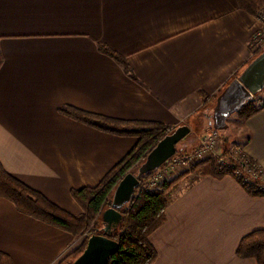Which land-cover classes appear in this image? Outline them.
<instances>
[{"label":"crops","instance_id":"0c3cea01","mask_svg":"<svg viewBox=\"0 0 264 264\" xmlns=\"http://www.w3.org/2000/svg\"><path fill=\"white\" fill-rule=\"evenodd\" d=\"M262 28L261 17L236 0H0L1 167L81 214L70 190L97 185L136 138L101 132L59 109L173 130L199 110L205 131L208 112L196 95H218L242 72ZM100 43L125 57L136 80ZM240 122L245 141L228 138L223 147L242 148L264 171V109ZM168 199L164 223L148 237L153 264H257L235 252L245 235L264 229V198L248 196L231 176L192 171ZM82 240L0 197V252L12 264H59Z\"/></svg>","mask_w":264,"mask_h":264},{"label":"trees","instance_id":"16d2710c","mask_svg":"<svg viewBox=\"0 0 264 264\" xmlns=\"http://www.w3.org/2000/svg\"><path fill=\"white\" fill-rule=\"evenodd\" d=\"M237 6L242 11L252 16L261 17L264 14V0H236ZM250 42L249 48L254 59L263 49L254 48ZM98 50L103 52L123 67L124 72L131 79L136 80L132 74L125 57L111 50L106 44L100 43ZM3 59L0 52V67ZM217 95L208 96L198 93L196 98L201 110L210 111L214 105ZM264 109V102L252 99L247 102L239 114V118L246 119ZM59 112L78 121L88 127L95 128L101 132L121 137L136 138V143L116 165L109 170L104 178L95 186L83 187L80 190H70V195L81 208V214L73 215L61 209L56 204L31 188L29 189L19 179L7 173L0 165V197L13 204L15 209L30 218L39 220L45 224L57 227L74 238H82V243L59 264H72L80 255L87 244L89 236L102 235L101 213L111 205V198L117 183L129 172L133 173L142 165L145 157L152 149L174 130L168 126L156 122L124 121L112 119L105 116L86 113L80 109L61 107ZM209 114V112H208ZM206 118V117H205ZM208 121V119L206 118ZM223 137V144L230 135ZM224 146V145H223ZM236 148L242 149L238 146ZM233 147V148H235ZM231 148H222V155L227 158V165H219L212 158H206L189 166L186 172L179 176L162 182L152 192H146L142 185L150 179L154 172L143 174L139 178V186L130 198V202L123 206L119 213L122 221L118 228L112 232L110 238L119 245V250L111 257L108 264H153L157 258L156 250L149 241V235L157 230L165 221V210L170 202L168 191L189 172L199 173L201 176L210 175L215 179L231 176L241 186L248 196L264 198V171L258 163L249 158L245 153L233 159L234 153ZM188 151V150H187ZM187 151H177L179 153ZM191 151V150H189ZM245 161L247 169H243L242 162ZM256 172L253 177L251 172ZM241 173L238 175L237 173ZM236 256L241 259H255L257 264H264V229L257 230L245 235L236 246ZM0 264H12L9 256L0 252Z\"/></svg>","mask_w":264,"mask_h":264},{"label":"water","instance_id":"95a60500","mask_svg":"<svg viewBox=\"0 0 264 264\" xmlns=\"http://www.w3.org/2000/svg\"><path fill=\"white\" fill-rule=\"evenodd\" d=\"M264 89V50L242 70L216 96L211 113L204 114L208 119L205 130H217L225 133L228 130L227 119L239 114L241 108ZM190 134L187 125L178 126L166 135L145 157L135 174L127 173L115 187L111 205L101 213L102 235L88 237L83 253L72 264H108L119 250L118 243L110 236L122 221L119 210L130 202V198L139 186L143 174L154 172L176 153V145Z\"/></svg>","mask_w":264,"mask_h":264},{"label":"built area","instance_id":"2783aa9c","mask_svg":"<svg viewBox=\"0 0 264 264\" xmlns=\"http://www.w3.org/2000/svg\"><path fill=\"white\" fill-rule=\"evenodd\" d=\"M261 19L263 20V28L261 31L256 32L252 36V42L257 43V48H262L264 44V14L261 15ZM222 139V135L217 131H210L208 133L203 134L198 140V145L191 149V151L179 153V155H174L166 160V163L162 165L159 169L160 171H154L153 176L145 181L142 185V188L146 192H152L155 190L156 186L161 184L168 176V172H172L175 168L179 167H189L190 165L202 162L206 158H212L219 165H227V158L222 155V149L219 145ZM232 153H234L233 159L238 161L237 156H241L244 152L239 148H231ZM243 169H247V164L245 161L242 162ZM252 176L255 178L256 172L249 170ZM240 175L241 173H237Z\"/></svg>","mask_w":264,"mask_h":264},{"label":"rangeland","instance_id":"374dc122","mask_svg":"<svg viewBox=\"0 0 264 264\" xmlns=\"http://www.w3.org/2000/svg\"><path fill=\"white\" fill-rule=\"evenodd\" d=\"M253 45H254V48H257V46H258L257 43H254ZM260 49L264 50V44H263L262 48L260 47ZM255 99H257V100L259 99L261 102H264V89L261 92L256 94ZM207 112L211 113V111H207ZM202 113H203V111L196 110V111L190 113L188 119H185L184 123L186 125H188V127L190 128V134L184 139V140H186L185 142H183V141L178 142V144L175 147V149L177 151H179V150L180 151L189 150L192 147V145L195 143L196 139H197L196 135H198L199 133H201L203 131V128H202L203 126L199 125V123H198V121L200 120V118L202 116ZM241 120H242L241 117L239 118V116L237 114H233L226 121L228 123V130L225 133H222V132L218 131L222 135V139H221V141L219 143L221 149L223 148V137L225 136L224 134H226L227 136L230 135L229 139H230V141H233L234 143H238L239 144V142H241V141L244 142L245 141L244 140L245 133L243 132V128L240 125L241 124V122H240ZM210 131H214V130H212V129L205 130V131H203V134L208 133ZM203 134H201L200 137L203 136ZM225 143L228 144L229 140L226 141ZM175 155H176V153H175ZM160 168H158L156 171H160L159 170ZM182 168H184V167H182ZM175 169H178V168H175ZM174 170L172 172H168V176H167V178L164 181H167L170 178L173 179L176 176H178L177 175L178 173L175 174ZM136 171L134 172V174L136 173Z\"/></svg>","mask_w":264,"mask_h":264},{"label":"bare ground","instance_id":"6f19581e","mask_svg":"<svg viewBox=\"0 0 264 264\" xmlns=\"http://www.w3.org/2000/svg\"><path fill=\"white\" fill-rule=\"evenodd\" d=\"M156 171V170H155Z\"/></svg>","mask_w":264,"mask_h":264}]
</instances>
